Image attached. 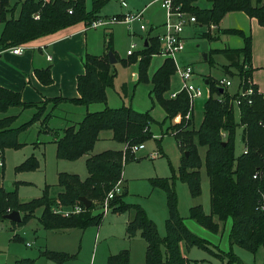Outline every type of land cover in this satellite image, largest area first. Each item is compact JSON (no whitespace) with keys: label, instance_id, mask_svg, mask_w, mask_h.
<instances>
[{"label":"trees","instance_id":"obj_1","mask_svg":"<svg viewBox=\"0 0 264 264\" xmlns=\"http://www.w3.org/2000/svg\"><path fill=\"white\" fill-rule=\"evenodd\" d=\"M109 1L92 0V10L88 11L86 0H24L17 14L19 3L12 5L10 0H0V21L4 25L0 36V51L28 44L79 23L90 25L102 19L99 14ZM199 1L174 0V4L195 16L200 26H219L228 14L239 12L256 19L264 27V0H206L211 5L209 8L198 6ZM37 14L39 18L35 17ZM153 30L155 29L148 31L142 50L130 55L122 64L126 67L138 64L137 81L139 84L153 85V103L158 104L165 112V121H173L177 116L182 118L180 124L172 126L173 136L183 152L177 179L188 186L193 198H198L202 194L203 168L209 177L211 214L206 215L199 205L191 208L190 218L214 234L219 233L221 223L225 224L231 219V244L257 253L259 249H264V210L260 207V202L264 199V178H254L257 171H264V95L253 84L254 94L241 99L238 108L234 105L239 88L247 90L253 83L252 37L242 29L219 30L223 35L239 36L243 40V46L239 49H217L208 57L211 64L214 54L227 58L229 64L225 66V70L228 75L238 78V89H225L222 92L216 85V80L207 79L210 95L204 104L203 120L195 128L192 120L186 119L192 112L189 96L181 92L175 99L166 97L171 91L172 78L176 74L175 63L171 59H165L152 78L149 76L152 60L160 54L161 49L160 37L152 36ZM202 36L214 40L209 32ZM109 52H113L119 61L112 35L106 38L103 55H86L85 74L79 76L77 81L79 97L69 100L49 99L47 102L56 104V107L61 102L84 107L107 104V90L113 88L116 76L114 66L109 61ZM231 70H235L236 74ZM37 75L44 84L51 83L50 69L37 71ZM31 108L37 110L32 119L18 127L14 126V116L0 119V149L3 152L22 147L20 135L39 122L43 115L39 111L45 109V106L42 109L39 103H23L19 93L0 87V114H6L12 109ZM50 119L47 116L42 124L45 132L51 133L53 130L48 126ZM154 122L151 111L141 113L131 107H106L100 112L87 113L80 123L63 131L62 137L56 141V157L58 160L71 162L86 157L88 177L82 179L77 174L59 173L58 186L63 191L54 198L50 196L51 187H46L41 198L29 203L19 201L16 188L12 191L0 188V223L7 221L5 216L9 213L18 211L26 214L20 223H12L25 226L34 213L42 209L39 222L46 231L99 227L105 216L103 213L95 214L94 211L103 209L113 193V199L108 201L111 212L118 215L132 213L133 218L127 224V235L131 239L139 232L147 243L144 264H189L181 252V244L184 243L188 251L193 247L205 249L204 240L188 228L180 215L174 178L151 181L154 188H160L167 194L169 217L166 221L167 236L164 238L159 235L157 226L140 205L126 202V189L116 193L118 185L123 182L125 165L137 160L132 148L154 138L151 129ZM239 127L243 129L242 142L247 153L237 156L235 138ZM106 131L112 132L113 140L124 145L125 149L106 150L94 155L93 150L100 134ZM203 149L204 156L201 154ZM38 168L36 158L31 157L18 166L16 171H35ZM15 187L18 188V184ZM81 198L92 201V207L88 210L83 208L81 213L69 217L57 213L58 209L66 211L76 206L84 207ZM163 248L166 250V259ZM41 256L58 264L76 257L48 250L42 251ZM227 256V264H244L231 250L227 252ZM130 259L129 251L123 250L110 256L108 264H131ZM15 264H36V261L22 259Z\"/></svg>","mask_w":264,"mask_h":264},{"label":"rangeland","instance_id":"obj_2","mask_svg":"<svg viewBox=\"0 0 264 264\" xmlns=\"http://www.w3.org/2000/svg\"><path fill=\"white\" fill-rule=\"evenodd\" d=\"M12 2L19 3L18 9H20L21 0H12ZM125 2H127L128 8L123 7V2L120 0H110L99 16L105 19L130 12L137 13L147 6L143 24L147 26L148 31L152 26L157 27V29L153 30V36L162 33L161 25L166 23L167 17L160 0L156 2L155 0H125ZM198 6L209 8L211 5L206 0H200ZM86 8L88 11L92 10V0H86ZM35 17H39V14ZM245 17L246 15L243 13H231L225 18L222 29L235 27L244 31L248 30L249 23ZM213 29L214 25L206 27L196 24V26L188 27L185 32V50L177 56L178 65L182 67L189 65L194 69L193 82L204 90V96L195 100L189 118L195 128H198L203 120L204 104L208 99V86L205 83L207 79L212 78L218 81L228 78L232 80L235 86H238V78L228 75L225 70V66L229 64L225 56L212 55L213 64L209 62L208 57L216 49L240 48L243 46V40L239 36L223 35L217 31L214 34L220 35V40L211 41L202 36L207 32L210 33L211 37L214 36L211 33ZM92 31L91 35H97V43L100 45L98 52L100 54L105 52L106 38L113 35L114 50L119 61L113 65V72L116 76L113 88L107 90V104H93L87 108L92 113L95 112L93 111L95 107L105 108V106L109 108L131 107L141 113L153 110V118L155 119L151 126L154 138L145 143L144 150L136 153L137 160L129 162L124 167V183L120 185L122 189L128 191L126 202L140 205L146 211L148 218L157 226L159 235L164 238L167 236L166 221L169 217L167 194L160 188H154L151 181L174 178L176 180L175 190L178 196L180 215L185 219L188 228L204 240L203 247L205 249L193 247L188 251L185 244H181V252L188 259L189 264H227V252L230 250L244 264H264L263 248L259 249L257 253H252L235 244H231L229 239L232 226L231 219L225 224L221 223L219 233L214 234L190 218L191 208L199 205L203 207L206 215L211 214L209 177L203 168L201 170L202 194L198 198H193L188 186L177 179L183 152L173 136L172 126L180 124L182 118L177 116L173 121H165V112L158 104L153 103V85L139 84L137 79H135L138 64L127 67L122 64L123 61L129 59V51L132 50L137 53L142 50L148 37L147 31H142L138 22L130 26L123 23L106 27L102 26L98 29L97 34L94 32L95 30ZM251 32L253 37L257 39L259 37L262 41V30L254 28ZM257 43L255 44L258 51ZM133 45H136V48L132 49ZM164 61L165 58L160 55L153 58L149 69L151 78ZM231 71L236 74L235 70ZM181 86L182 82L175 74L172 78L171 91L166 94V97H170V94L178 91ZM47 101L39 103L40 108L43 109L45 106V109L39 111V113H43L38 122L40 125L47 116L53 117L56 107V104ZM61 103L57 105L59 106ZM65 108L75 121H82L85 112L84 106L66 105ZM31 119L32 114L28 112L20 119V124L27 123ZM237 121H239L238 114ZM59 124L60 121H52L49 126L55 127ZM71 126L67 125L66 129ZM31 129L34 132H29V129L28 133L20 135L19 142L22 144L20 149L5 150L3 161L5 167L0 169V174L4 178L7 188H9V183L18 184L16 189L21 203H29L41 198L46 187H51L50 196L53 197L59 190V172L77 174L82 179L88 177L85 158L75 162L58 160L56 157V145L52 143L53 136L46 132L44 133L45 128L43 126L39 128L35 126ZM38 133L39 139H37ZM242 135L243 129L239 127L235 138L237 156L244 152ZM61 137H58V140ZM38 141L43 143L37 144ZM122 148V144L113 140L112 132L106 131L100 134L93 153H101L106 150H121ZM201 154L204 156V149L201 150ZM31 157L36 158L39 168L35 171L17 172L16 168ZM94 213L104 214L105 219L101 227H90L85 231L75 230L66 236L57 232H48L41 228V224L38 221L42 214L41 209L34 213L31 221L25 226H17L10 223L11 226L7 221L0 223V264H15L16 259H33L36 264H58L41 256L42 251L45 250L76 256L73 260L64 264H108L110 256L117 255L123 250L129 251L131 264H144L146 262V241L141 238L139 232L131 239L127 235V224L133 218L132 213L127 212L118 215L113 214L110 210L105 215L104 208H98ZM20 214L23 217L26 213L21 212ZM215 220L217 221L216 218ZM163 254L166 259L167 255L164 248Z\"/></svg>","mask_w":264,"mask_h":264},{"label":"crops","instance_id":"obj_3","mask_svg":"<svg viewBox=\"0 0 264 264\" xmlns=\"http://www.w3.org/2000/svg\"><path fill=\"white\" fill-rule=\"evenodd\" d=\"M120 1L123 2V7L128 8V4L127 2H125V0H120ZM156 1L157 0H155V2ZM10 2L13 5L17 4V3H13L12 0H10ZM22 2L23 0H21L20 3ZM142 11H144V15H145L147 11V6ZM18 13H19V9L17 10V14ZM230 14H228L227 16H229ZM124 15H118V16H124ZM225 18L223 19V21L221 22L219 26H214V29H213L214 31L213 30L211 31V33H213L214 35L212 37L216 38L214 40H220V35L214 34V32L217 31L219 33V30H222V26L224 25ZM245 18L247 19V22L249 23L248 30H246L245 32L247 34L250 33L249 35L253 39L252 68L254 69V72H253L252 82L255 86H257L259 93L264 95V64H262V62H264V27L260 26L256 19H251L247 16ZM161 26H162L161 28H162V33H163L164 24ZM192 26H196V25H188L185 29V32L188 27H192ZM3 27L4 25L0 21V36L3 31ZM99 28L90 29V28H87V25L85 23H79L74 26L60 30L54 34L39 38L28 44L21 45L24 48L23 53L21 55L13 54L10 50L11 48L0 51V87L6 88L16 93H19L21 95L23 103H26V104L40 103V102H44L49 99H56V98H63L67 100L78 98L79 92L77 90V81H78L79 76H82L85 74L84 59L86 55L87 54L95 55V56L103 55V54H100V52H98V47H100V45H98L97 43V35L95 36L91 35V33L93 32L92 30H95L94 32L97 34V31ZM254 28H259L260 31L262 30L263 32L262 41L259 37L257 39L252 36L251 31ZM151 29H157V27L152 26ZM230 29H237V28L234 27ZM185 32H184V37H185ZM147 33H148V30H147ZM185 42H186V37H185ZM255 43L258 44V51L256 49ZM223 49H226V48H223ZM236 49H239V48H236ZM165 59H168V58H165ZM46 69H50V76L52 79L50 84H44L43 81L40 79V77L37 75V71H43ZM136 75L138 78V71L135 74V79H136ZM206 82L207 81H205V83ZM206 85L208 86V84ZM207 88L210 92L209 86ZM229 89L231 91L232 90L235 91L236 89H238V86H235V84H233V86L230 87ZM66 105H75V104H72L70 102L61 103L59 106H57V108H55L53 112V117L48 121V126L49 124L52 123V121H57V122L60 121V124L55 127L49 126V129L53 130L51 133L49 131L46 132L53 136L52 143L54 145H56V141L58 140V137H61L63 135L62 131L66 129L67 125L68 126L76 125L81 122V121H75L72 118V115L69 114L70 112L65 108ZM105 108L95 107L93 111L100 112L104 110ZM90 111L91 110L89 108L85 107L83 119L87 113H92ZM152 111L153 110H151V114L153 116ZM28 112L32 114V117H33L34 114L36 113V110L33 108L25 109V110L23 109L13 110L12 109L6 114H0V119L9 117V116H14L16 117L14 126L18 127L22 125L20 124V119L23 116H25ZM57 112H60V113H57ZM194 118H195V114H194ZM35 126L39 128L43 125L42 124L40 125V123H37L33 127ZM31 128L29 132H34L32 131ZM26 132L28 133V130ZM26 132L22 134H25ZM37 139H39V133H38ZM41 143L43 142H39V141L37 142V144H41ZM56 148H57V145H56ZM123 149H125L124 145L121 150ZM4 154H5V151L2 153V156H1L2 161H4ZM96 154H99V153H96ZM84 158L86 162V157ZM60 161H66V160H60ZM4 167H5V164L3 162V167L0 169H4ZM59 173H63V172H59ZM4 181L5 180L3 176H1L0 174V188H4L7 191H12L16 188L15 183H9V188H7L5 186ZM123 183H124V178H123L122 184ZM62 191L63 190L59 187L58 192H56V194L53 195V197L56 198ZM42 211L43 210L41 209V212ZM38 221H39V218H38ZM7 222H9V224L10 223L12 224V222L9 220H7ZM41 228L43 229L42 226ZM75 230L48 231V232H52V233L57 232L58 234L66 236V235H70ZM17 261H19V259H16L15 263Z\"/></svg>","mask_w":264,"mask_h":264},{"label":"built area","instance_id":"obj_4","mask_svg":"<svg viewBox=\"0 0 264 264\" xmlns=\"http://www.w3.org/2000/svg\"><path fill=\"white\" fill-rule=\"evenodd\" d=\"M162 3V8L166 12L167 21L164 24V31L160 37L161 42V49L160 54L164 58L171 59L176 66V74L180 78L182 82V86L179 91L170 94V98L175 99L181 92H185L191 102V109H193L195 100L204 96V90L201 87H198L194 84V69L191 66H180L177 63V56L185 50V37L184 32L188 25H196L197 19L195 16L186 13L181 10L180 7L175 6L174 0H160ZM72 13V12H71ZM39 18V17H36ZM144 20V11L137 12V13H127L124 16L118 17L114 16L111 18L100 19L98 21H94L92 24L88 25L87 28L90 29H97L99 27H106L114 24L123 23L128 26L131 24L138 22L140 24V29L142 31H147L148 28L143 24ZM136 48V45L132 46V49ZM11 52L15 55H21L23 53V46H16L10 49ZM134 52L131 50L128 52V55H132ZM51 59V58H50ZM251 83V82H250ZM219 88L229 89L233 86V82L231 79L223 78L217 81L216 84ZM253 83L250 84L249 89H244L243 87L239 88V95L237 100L234 102L236 108H238L241 104V99L248 98L254 94ZM210 92L208 90V98ZM190 118V113L187 115V119ZM225 137V135H224ZM145 148V144L135 146L132 148L133 153H137ZM247 153V151H244ZM3 151L0 149V168L3 167V161L1 159ZM255 179H262L264 178V171H257ZM122 190L121 185L119 184L116 193H120ZM113 199V193L110 194L109 198L107 199L105 205L103 206L105 210V215L107 212L110 211L108 201ZM260 207L264 210V199L260 202ZM84 207L76 206L70 210H59L57 213L64 215L65 217H69L72 214H79L83 211ZM85 209V208H84ZM30 246V244H27Z\"/></svg>","mask_w":264,"mask_h":264},{"label":"water","instance_id":"obj_5","mask_svg":"<svg viewBox=\"0 0 264 264\" xmlns=\"http://www.w3.org/2000/svg\"><path fill=\"white\" fill-rule=\"evenodd\" d=\"M108 56H109V61L111 65H115L118 62L113 52H109ZM136 79H137V75H136ZM206 84H208V82H206ZM222 92H223V89H222ZM81 202L83 203L84 208L86 210L90 209L93 205L92 201L88 200L87 198H81ZM5 219L13 223H20L22 221L21 214L18 211H14L8 214L7 216H5Z\"/></svg>","mask_w":264,"mask_h":264}]
</instances>
